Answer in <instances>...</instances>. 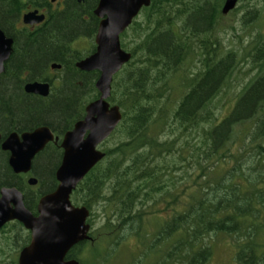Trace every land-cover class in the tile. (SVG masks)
<instances>
[{
  "label": "trees",
  "instance_id": "obj_1",
  "mask_svg": "<svg viewBox=\"0 0 264 264\" xmlns=\"http://www.w3.org/2000/svg\"><path fill=\"white\" fill-rule=\"evenodd\" d=\"M98 1L63 0L60 8L51 0H0V28L14 41L0 75L2 138L46 126L60 142L85 117L99 97V73L75 64L95 52ZM224 1L151 0L120 35L131 59L113 77L108 101L122 120L100 145L104 158L71 194L74 206L89 210L91 231L67 259L114 264L134 241L140 248L128 264H209L228 238L236 264H264V38H254L241 59L224 50L216 34ZM241 8L248 25L261 14L257 3ZM33 10L45 20L23 25L22 14ZM250 57L257 72L219 120L215 100ZM35 81L51 83L48 97L24 92ZM61 158V148L49 144L34 161L37 193L54 191ZM10 176L0 155V185L21 189Z\"/></svg>",
  "mask_w": 264,
  "mask_h": 264
},
{
  "label": "water",
  "instance_id": "obj_2",
  "mask_svg": "<svg viewBox=\"0 0 264 264\" xmlns=\"http://www.w3.org/2000/svg\"><path fill=\"white\" fill-rule=\"evenodd\" d=\"M55 0H51L53 3ZM83 0H77L82 3ZM151 0H99L93 11L99 20L94 37L95 52L78 61L75 66L82 72L99 73L95 89L99 97L85 108V117L72 130L66 132L60 142L62 160L56 171V189L40 198L37 216L30 214L23 206L22 196L15 189H1L0 229L11 220L21 222L30 231V242L19 254L17 264H80L76 260H66L68 252L77 244L90 239L91 226L87 223L89 210L84 206H74L70 196L84 177L104 158L99 149L118 127L122 113L117 105H111L113 77L131 59V54L120 45V35L132 24L143 8ZM238 0H225L221 9L227 15L237 6ZM45 20V14L38 10L22 14L25 26H35ZM264 28V25H263ZM14 41L0 28V75L5 72V64L13 52ZM60 66L51 65V69ZM27 94L47 97V83L30 82L24 86ZM52 131L45 126L29 133L10 134L1 144L3 151L10 153L9 166L14 173L27 172L34 156L50 143H56ZM34 185L36 181L30 179Z\"/></svg>",
  "mask_w": 264,
  "mask_h": 264
},
{
  "label": "rangeland",
  "instance_id": "obj_3",
  "mask_svg": "<svg viewBox=\"0 0 264 264\" xmlns=\"http://www.w3.org/2000/svg\"><path fill=\"white\" fill-rule=\"evenodd\" d=\"M245 3H257L258 6L260 7L259 9L261 14L257 13V15L253 17L250 25L246 23L245 21L246 18L243 17L244 10L241 7ZM236 10L237 11H234L233 13H230L227 16H223L219 20L216 27L218 28L216 29L217 31L216 34L217 37H219L221 47H223L224 50L226 49L235 50V52L238 53V57L241 59L245 54L244 48L247 47L253 41L254 38L263 39L264 37V30H263L264 3L262 1L258 2L254 0H238ZM241 17L244 18L243 21H240ZM141 20L142 18L140 15L137 21H141ZM248 61L249 64L243 63L240 69L235 73L234 85L226 92V94H221L222 96L221 97L218 96L219 98L215 100L214 113L219 120L222 117L227 116L231 112V109L236 101V97L239 94L241 88L244 85H246L251 79L254 78L256 69H254L253 67L254 64L252 63L251 58H249ZM95 216L92 217V220H94L96 227L99 226L101 223L100 209H96ZM165 217H167V214L161 213L158 219L162 221L165 219ZM231 243L232 241L228 238H225L224 240H222V242L218 243L213 249L212 257L209 264H236L234 261L233 248L231 249L232 247ZM99 247L100 248L103 247L102 243L99 245ZM139 248L140 247L138 246V244H136L134 241L127 243V245L124 246L121 255L120 256L116 255L113 258V263L125 264L129 260L127 257L133 253H136L139 250ZM119 252L117 254H119ZM95 254L96 253L89 252V253H85V256H87L86 258L91 260L94 259ZM97 262L99 264H102L103 261L99 259L95 263ZM107 264H111V262H108Z\"/></svg>",
  "mask_w": 264,
  "mask_h": 264
},
{
  "label": "flooded vegetation",
  "instance_id": "obj_4",
  "mask_svg": "<svg viewBox=\"0 0 264 264\" xmlns=\"http://www.w3.org/2000/svg\"><path fill=\"white\" fill-rule=\"evenodd\" d=\"M58 2L59 6L58 7H62L63 5V0H55L54 2ZM84 1V0H83ZM235 9V8H234ZM233 9V10H234ZM232 10V11H233ZM231 11V12H232ZM141 12V11H140ZM231 12H229L228 14H230ZM40 13V12H39ZM233 13V12H232ZM41 14V13H40ZM44 14V13H43ZM227 14V15H228ZM227 15H223V16H227ZM46 16V15H45ZM243 17H241L240 21H243ZM219 22V21H218ZM264 25V23H263ZM37 26V25H35ZM29 27H33V26H29ZM264 30V28H263ZM264 38V37H263ZM252 41V39H251ZM250 41V42H251ZM220 42V41H219ZM252 42H255L254 40ZM248 43L249 45L247 46V49H251L255 44L253 43ZM221 45V44H220ZM251 58V57H250ZM252 60V59H251ZM7 63V62H6ZM255 66V65H254ZM196 67H199V64H196ZM256 67V66H255ZM59 69V68H58ZM256 69V68H254ZM258 69V68H257ZM257 69L255 70V72H257ZM2 75V74H1ZM255 75V74H254ZM37 82V81H35ZM30 83V82H28ZM39 83H47L49 85V94L51 92V83L49 82H39ZM27 84V83H26ZM25 84V85H26ZM24 85V86H25ZM24 90V87H23ZM25 92V91H24ZM27 94V93H26ZM33 95V94H31ZM38 96V95H35ZM41 97V96H40ZM48 97V96H47ZM46 98V97H44ZM42 127V126H40ZM46 127V126H45ZM34 130V129H33ZM32 130V131H33ZM31 131H22V132H10L8 135H6L5 137H1L0 136V155L4 158V162L6 164V166L8 167L9 171H10V180H12V182H16L19 183L21 189H18L17 187L13 186V185H9L7 186L5 185H0V191L1 189H15L17 190L21 196H22V202H23V206L24 208L33 216H37V204L38 201L40 200V198H42L43 196L49 194V193H42V191L39 190V192L37 193V190L40 187V178L37 177L34 173V161L42 154H44V151L47 149V147L49 146V144L52 145H56V147H60V142H59V137H58V141L56 143L54 142H50L48 143L44 149L42 151H40L38 154H36L33 158V160L31 161V165H30V169L27 172H21V173H14L12 168L9 166V158H10V153L7 151H3L1 148V144L3 143L4 140H6L8 138V136L10 134H17L19 141L21 142V134L23 133H29ZM53 133V132H52ZM53 135L55 136V134L53 133ZM57 137V136H55ZM59 143V144H58ZM61 148V147H60ZM62 150V149H61ZM62 154H63V150H62ZM62 160V158H61ZM61 160H60V164H61ZM60 164L56 167L55 171H54V177L56 180V171L59 168ZM30 179H34L36 181V183L34 185H31L29 183ZM57 182V180H56ZM15 183V184H16ZM58 185V182H57ZM56 185V187H57ZM79 185V184H78ZM51 187V186H50ZM49 187V188H50ZM55 187V189H56ZM48 189V188H47ZM54 189V190H55ZM53 192V191H52ZM51 193V192H50ZM38 198H37V197ZM1 197V194H0ZM30 231L27 230L24 225L17 221V220H11L8 221L7 223H5L1 229H0V246H4L6 249L3 252V254L1 255L0 253V261L1 264H3V262L5 264H17L18 262V258H19V254L22 251V249L24 247H26L29 242H30ZM66 260H71V259H67V255H66Z\"/></svg>",
  "mask_w": 264,
  "mask_h": 264
}]
</instances>
